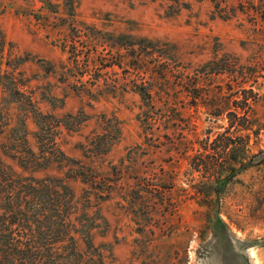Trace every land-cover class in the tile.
<instances>
[{"label": "rangeland", "instance_id": "374dc122", "mask_svg": "<svg viewBox=\"0 0 264 264\" xmlns=\"http://www.w3.org/2000/svg\"><path fill=\"white\" fill-rule=\"evenodd\" d=\"M73 13L0 0V71L71 126L42 133L65 158L21 167L12 129L25 115L38 152V127L0 85V158L65 180L104 264H264V0H73Z\"/></svg>", "mask_w": 264, "mask_h": 264}, {"label": "trees", "instance_id": "16d2710c", "mask_svg": "<svg viewBox=\"0 0 264 264\" xmlns=\"http://www.w3.org/2000/svg\"><path fill=\"white\" fill-rule=\"evenodd\" d=\"M67 5L70 14H74L73 0H67ZM119 38L125 40L126 36ZM0 85L4 86L9 96L15 97L10 99L11 102L23 103L19 96L27 99V106L31 109L24 110L35 119L38 127L37 152L29 145L25 115L20 116L17 126L12 129L13 133L20 135L13 139L11 148L20 149L22 155L10 156L23 168L30 164L47 166L50 162L47 153L54 150L65 158V153L57 148L56 139H51V146L47 147L42 133L46 128L51 131L54 126L57 128L60 125L71 129L70 124L37 108L32 99L15 86L10 73L0 71ZM83 174L80 171L79 176L83 178ZM96 179L93 177L88 181L84 177V182L94 184ZM74 209L75 193L63 178L22 176L0 158V264H104L100 248L93 241V230L97 224L95 218L87 213L74 218ZM78 237L83 239L86 250L78 249Z\"/></svg>", "mask_w": 264, "mask_h": 264}]
</instances>
